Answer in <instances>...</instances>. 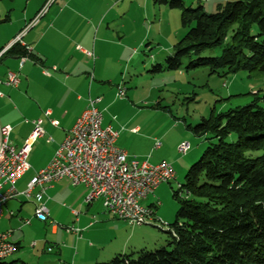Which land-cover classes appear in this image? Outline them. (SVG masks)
Segmentation results:
<instances>
[{"label": "crops", "instance_id": "obj_1", "mask_svg": "<svg viewBox=\"0 0 264 264\" xmlns=\"http://www.w3.org/2000/svg\"><path fill=\"white\" fill-rule=\"evenodd\" d=\"M48 1H0V52L19 35L17 46L28 50L24 56L18 50L0 55V80L4 81L8 72H15L19 80L16 87L0 84V126L12 128L10 143L14 147L31 135L35 121H40L43 130L30 149L29 170L16 183L18 192H23L49 163L88 100L95 98L100 99L97 107L102 127L118 133L116 146L128 158L136 155L152 165L167 162L174 172V165L187 167L197 157L200 146L190 143L189 151L180 156L177 147L184 141L181 137H186L182 131L169 148L171 154L156 142L155 135L147 137V144L137 152L124 143L123 138L138 136L142 128L137 125L122 131L116 116L133 110L134 104L141 101L135 95L137 87L130 89L134 83L129 71L133 45L125 41L128 32L119 24L123 0H54L32 24ZM84 51L93 53V57ZM121 87L125 89L123 97L118 96ZM154 94L155 86H148L141 99L149 102ZM162 186L141 200V205L154 206ZM37 192L36 187L29 197L20 195L4 205L0 232L9 234L8 240L16 250L0 264H101L119 254L153 251L166 244V230L159 228L156 233L154 225L133 226L115 219L100 200L86 205L88 189L73 186L68 179L53 183L45 191L47 218L40 221L34 216ZM154 217L165 218L168 225L173 219L163 214L162 205L154 209ZM66 228L80 232L66 233Z\"/></svg>", "mask_w": 264, "mask_h": 264}, {"label": "trees", "instance_id": "obj_2", "mask_svg": "<svg viewBox=\"0 0 264 264\" xmlns=\"http://www.w3.org/2000/svg\"><path fill=\"white\" fill-rule=\"evenodd\" d=\"M161 3L181 8V24L188 27L165 57V69L177 70L188 59L187 69L207 66L223 77L264 73V0L227 1L212 13L183 9L179 0ZM216 48L218 57L199 56ZM17 50L27 55L17 43L8 52ZM162 69L156 64L149 71ZM186 128L205 137L207 146L177 186L187 194L173 192L180 205L165 246L101 264H264V109L253 101Z\"/></svg>", "mask_w": 264, "mask_h": 264}, {"label": "rangeland", "instance_id": "obj_3", "mask_svg": "<svg viewBox=\"0 0 264 264\" xmlns=\"http://www.w3.org/2000/svg\"><path fill=\"white\" fill-rule=\"evenodd\" d=\"M165 1L169 3L171 0ZM179 1L183 9H196L201 6L203 12L212 13L218 4L236 0ZM51 3L52 1L47 6ZM119 8H122L120 12L123 14L119 24L127 30L126 33L128 32L125 41L133 45L129 71L134 75V83L132 82L130 89L137 87L135 95L141 100L134 104L133 110L116 114L117 122H121L123 126L122 131H128L137 125L142 128V133L138 136L123 138L124 143L137 152L147 144V137L155 135L156 142L165 147L166 153L171 154L169 148L182 131L186 133V137H181V140L191 143L194 147L195 144L200 146L197 157L187 167L181 169L182 166L174 165L175 179L163 184L161 194L156 197L157 203L151 207L155 209L162 205L163 214L173 218L172 224L180 205L173 197V192H177V184H183L188 168L200 159L207 146L205 137H197L191 132H186L181 120L185 121V125L194 126L199 123L200 118H209L212 114L217 115L229 109L246 106L253 101L264 109V73L238 72L223 77L211 74L207 66L187 69L188 59L182 61L179 69L167 70L164 64L165 57L173 53L174 46L188 30V27L181 24L182 9L170 8L168 4L161 3V0H123ZM256 31L253 27L252 33ZM220 52L221 49L216 48L212 51H203L199 56L218 57ZM156 64L162 66V71L151 73L149 70ZM130 84L126 83L127 86ZM148 86H155V96L154 100L145 102L141 98L146 96ZM130 89L128 87V90ZM176 124L178 128H175ZM141 136L146 138L142 139ZM133 158L137 159L136 155ZM95 201L97 200L92 203ZM161 221L165 223L166 219ZM156 227L158 233L160 227Z\"/></svg>", "mask_w": 264, "mask_h": 264}, {"label": "built area", "instance_id": "obj_4", "mask_svg": "<svg viewBox=\"0 0 264 264\" xmlns=\"http://www.w3.org/2000/svg\"><path fill=\"white\" fill-rule=\"evenodd\" d=\"M51 1L54 0H49L47 4ZM47 4L32 24L43 15ZM20 38L21 35L17 36L0 52V55L18 43ZM84 53L93 57L91 52ZM43 72L47 74L45 70ZM18 82L15 72H8L6 79L0 80V84L10 87H16ZM124 95L125 89L119 88L118 96ZM99 101V98L88 100V105L66 133L49 163L35 174L23 192H18L16 183L29 170L28 156L32 144L43 135L40 121L33 123L31 135L19 147H14L10 143L12 128L8 125L0 126V220L3 216V207L9 200L20 195L29 197L37 187L38 192L34 195L36 202L34 216L40 221H45L47 218V209L43 204L45 191L53 183L68 179L72 185H84L88 188L85 204L100 200L105 211L115 219L134 226L154 221V209L142 206L140 201L159 185L174 180V169L167 162L152 165L146 161L128 158L127 154L116 146L118 133L109 127H102V115L97 107ZM189 149L190 144L187 141L180 142L177 147L181 155H185ZM176 194L183 197L187 191L183 189V192ZM158 225L164 226V223L158 221ZM65 231L75 234L79 232L78 229L72 228H66ZM8 237V233L0 232V260H6L16 250Z\"/></svg>", "mask_w": 264, "mask_h": 264}, {"label": "water", "instance_id": "obj_5", "mask_svg": "<svg viewBox=\"0 0 264 264\" xmlns=\"http://www.w3.org/2000/svg\"><path fill=\"white\" fill-rule=\"evenodd\" d=\"M155 218V217H154ZM155 220V219H154ZM158 221H161V220H159V219H156L154 222H152V223H149V224H145V225H154V226H158V227H160V229H163V230H167V229H169V225L167 224V223H164V222H162V223H164V226H159L158 225ZM127 223V222H126ZM131 225V224H130ZM134 226V225H133ZM141 226H144V225H141Z\"/></svg>", "mask_w": 264, "mask_h": 264}, {"label": "bare ground", "instance_id": "obj_6", "mask_svg": "<svg viewBox=\"0 0 264 264\" xmlns=\"http://www.w3.org/2000/svg\"><path fill=\"white\" fill-rule=\"evenodd\" d=\"M0 261H4V260H0Z\"/></svg>", "mask_w": 264, "mask_h": 264}]
</instances>
